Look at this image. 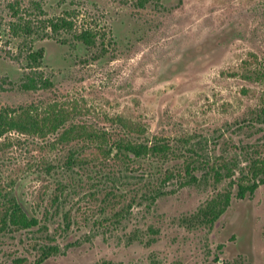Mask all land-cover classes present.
<instances>
[{"label":"rangeland","instance_id":"obj_1","mask_svg":"<svg viewBox=\"0 0 264 264\" xmlns=\"http://www.w3.org/2000/svg\"><path fill=\"white\" fill-rule=\"evenodd\" d=\"M49 19L71 28L40 31ZM29 20L40 33L16 35L13 23ZM40 47L32 68L27 52ZM33 70L46 85L23 87ZM263 70L264 0H0V108L76 110L70 122L113 138L122 116L144 128L138 140L178 152L122 161L93 143L59 141L61 129L7 132L0 214L4 194L15 195L40 228L0 231V264H264V183L243 198L230 185L264 159ZM190 144L233 175L163 183L182 170ZM226 190L231 202L212 225L192 219ZM43 243L59 251L38 262Z\"/></svg>","mask_w":264,"mask_h":264},{"label":"trees","instance_id":"obj_2","mask_svg":"<svg viewBox=\"0 0 264 264\" xmlns=\"http://www.w3.org/2000/svg\"><path fill=\"white\" fill-rule=\"evenodd\" d=\"M40 23L43 24L40 31H47V27H50L52 31L57 30L60 26L63 28H71V25H69L66 20L62 19H49L47 23L42 20ZM38 27L40 26L31 20L24 21L23 23L15 22L12 25L16 35L23 34L26 36H31L36 32L39 34L40 31ZM88 35L89 33L84 31L78 34L77 37L86 39ZM26 56V60L31 64L32 68L40 67L42 64L43 48L30 49ZM34 71L35 70H33L32 75L26 76L23 87L34 89L46 85V78H43L40 74L36 75ZM259 78L264 81V70L260 73ZM74 111L76 110L71 109V111H69L64 108H54V106H52L46 114L37 115L30 107H1L0 137L11 130H16L24 134L45 135L46 133H57L61 129L58 135L59 141L79 139L93 143L96 145L99 153L108 156L112 153L122 161H136L147 157L167 158L170 154H178L174 146L163 139H157L152 143L138 140V135L144 133V128L129 118L118 116L114 119L118 128L123 132V135L113 138L111 132L106 128H99L86 122H70V115ZM262 119L264 121V117H262ZM188 147L189 148L186 149H189V152L186 154L182 170L176 168L177 171L170 170L165 172L164 176L160 179L163 183L175 179L180 185L197 184L205 180L208 181L210 176L213 181L218 182L224 177H231L233 175L234 172L232 168L224 164L223 166L222 164H219V166L211 164L209 156L200 154L192 144ZM180 150L182 151V149ZM72 160L73 157L69 156L67 163H70L69 161L72 162ZM223 167L226 169L225 172L222 171ZM203 168L205 170L201 172ZM242 175L247 178L246 181L244 177L230 180V185L236 184L235 196L239 198L245 197L247 193L251 194L259 184L264 183V159L252 162L246 174L241 172V176ZM162 191V188L158 186L152 190V194L149 197L153 201ZM232 196L233 193L230 190H226L216 197L211 198L203 207H200L199 210L193 214L192 219L202 224L212 225L229 206ZM2 199L0 231L10 229L29 230L35 226L40 228L38 217L31 215L15 195L7 193L4 194ZM59 202V196L55 195L52 199V203L57 204L56 209L59 208ZM64 220H66V215L64 216ZM68 225L67 223L66 226ZM39 249L41 253L37 261L42 262L50 255L57 253L59 251V245L57 243H43L40 244ZM101 264L113 263L111 261H106Z\"/></svg>","mask_w":264,"mask_h":264},{"label":"flooded vegetation","instance_id":"obj_3","mask_svg":"<svg viewBox=\"0 0 264 264\" xmlns=\"http://www.w3.org/2000/svg\"><path fill=\"white\" fill-rule=\"evenodd\" d=\"M223 264V263H222Z\"/></svg>","mask_w":264,"mask_h":264}]
</instances>
